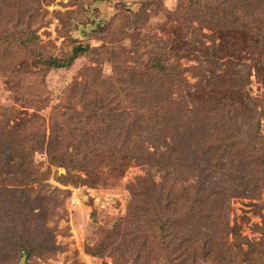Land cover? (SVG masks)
Here are the masks:
<instances>
[{
  "label": "rangeland",
  "instance_id": "rangeland-1",
  "mask_svg": "<svg viewBox=\"0 0 264 264\" xmlns=\"http://www.w3.org/2000/svg\"><path fill=\"white\" fill-rule=\"evenodd\" d=\"M222 1L228 2L217 8L209 0L200 7L192 0H0V188L14 189L0 192L5 201L0 208L20 200L27 218L24 230L16 229L24 235L13 240L3 236L6 225L0 220V258L17 251L19 238L25 264L179 262L157 246L142 245L146 235L157 233L146 225L152 215L143 225H125L128 186L146 175L151 156L142 150L133 156L117 152L124 137H113L111 130L122 127L115 114L108 118L105 107L121 100L129 112L122 124L132 125L135 101L144 107L133 94L160 93L163 105L177 115L157 156L173 152L176 158V141L183 138L187 159L196 161L200 149L208 156L215 144L202 143L196 130L203 125L217 132L220 111L232 113L230 119L238 118L248 131L255 127L254 113H262L258 130L264 135V0H242L244 7L236 12L226 8L232 0ZM78 45L90 50L70 61ZM50 58L70 63L56 70L42 67ZM155 65L165 71L156 73ZM167 76L183 82L169 86ZM102 81L111 87L107 95ZM76 113L66 119L75 129L62 130L56 140L59 125ZM107 129L105 141L96 137ZM52 139L60 143L57 148L62 145L60 161L53 157ZM224 156L214 157L211 180L224 179L215 192L221 202L227 198L226 219L234 228L226 254L233 264H264V186L242 154L232 164ZM25 170L37 172L35 181L14 185L12 177ZM244 172L253 177L247 190L234 183ZM154 179L160 181L158 172ZM210 228L211 238L220 236L214 225ZM200 233L198 238L204 237ZM193 262L218 264L202 254Z\"/></svg>",
  "mask_w": 264,
  "mask_h": 264
},
{
  "label": "trees",
  "instance_id": "trees-1",
  "mask_svg": "<svg viewBox=\"0 0 264 264\" xmlns=\"http://www.w3.org/2000/svg\"><path fill=\"white\" fill-rule=\"evenodd\" d=\"M192 1L196 6L200 7V5H203V0ZM209 2L210 5L214 3L218 8L225 5L228 1L209 0ZM242 2V0H232L230 4L226 5V8L232 12L242 10L244 7ZM89 50L87 46H75L72 49L70 61L84 55ZM65 61L66 59L50 58L42 61L41 64L43 65L42 67L46 65L49 69L56 70L64 68L70 63V61L68 63H65ZM153 64L155 63L153 62ZM113 67L115 74L119 73L114 64ZM154 68L156 69H154L156 73H159L157 71H165L163 66L155 65ZM131 70L132 69H130V71ZM126 71L129 72L128 70ZM134 71L135 70H133L132 73ZM122 73L124 74L125 71ZM120 76H122V74ZM114 80L116 82L117 80H121V78L118 79V77H115ZM182 82L183 80L177 76H170L169 80L167 76L166 79V84L169 86H177L179 83L182 84ZM106 84L108 85L109 82H101V85ZM107 85L104 89H107ZM110 88L111 87L108 86L105 95L110 93ZM133 95L135 100L136 96H138L139 102H143L144 107H140V104L137 105L135 101V109L138 114L132 125L122 124L123 117L128 115L129 112L122 107L121 100L120 104L115 102L105 107V113L108 118H111V116L115 114L118 120V126L121 125L120 127L123 128V132L121 128V130H118V133H113L114 128L111 130L113 137L120 138L122 134L124 137L122 141L118 142L119 151L117 152H122L123 150L133 156L135 153L141 152L142 150L151 156L145 169L146 175L144 177H137L136 181L130 183L128 186V190L131 194V201L129 203L125 225L127 227H135L138 224L143 225V223L146 222L143 218L145 217L146 220H148L150 215H152V219L147 221L146 225L149 228H154L152 231L156 230L157 233L150 236L146 235L148 238L142 242V245L149 250L157 246L161 251H165L169 255L174 254L175 259L173 260L176 261L178 259L179 261L175 264H194L193 259L201 254L202 256L206 255L207 257L216 258L218 264H233L231 259H234V257L226 254V250L230 249V247L228 248L227 246L228 241H226V239L232 234L234 228L232 229L228 226L229 222L226 219V213L229 212V208L227 209V198L223 199L221 202L218 198V194L215 192L217 184L224 185V179L217 177L215 180H211L215 175L213 161L216 155L221 154L222 157L225 155L223 159L225 162L229 160V163L232 164V162H234V156L242 154L249 160L251 164L250 168L256 170V180L264 186V135L258 130L259 117L262 113H254L255 120H253V123L255 127L252 128V131H248L240 124L238 118L234 120H232V118L230 119L232 113L220 111L218 114V117H220L215 123V125H219L216 126L218 129L217 132L203 125L196 130L198 139L202 141V143L204 141L214 142L215 145L213 148L216 149H211L208 156L206 155L208 150L203 151L200 149L197 153L200 156L196 158V161H192L191 159H187L185 155H182L183 151L181 149L185 147V143H183L185 140L184 138L176 141V158L171 156L174 155L173 152H171V155L168 153L166 154V152L160 153L159 156L156 155V153L159 152V147L167 144L165 143L166 131L173 133L172 127H175L173 126V121L176 120L173 115H177V113L171 110L169 111L166 105H163L160 93L151 94L149 92V95ZM103 96H101L100 99L102 104L106 99V97ZM77 115L78 113L69 115L65 118L63 123L59 125V129H57L55 135H53L56 137V140L59 139V135L65 134L62 130L70 132L72 129H75L73 126V128H69L72 124L67 122L66 119L72 116L77 117ZM204 117L208 120L207 116ZM166 119H169L171 123L164 126ZM150 122L152 126H148ZM222 122H225L226 125L224 126V124H221ZM110 126L113 125L110 124ZM125 127L128 128L124 131ZM108 132H110V129L98 132L96 137L100 136L99 138H101L102 141L106 139V134H108ZM143 133L146 134L145 140L141 139ZM188 138H190V136L187 135V139ZM145 142L154 145L155 153L147 148ZM51 143L54 144V147L52 146L53 157H56V159L60 161L63 157L62 145L57 148L60 143H57L53 139ZM233 143L237 146L235 152L230 151L231 144L234 146ZM31 146L37 147L32 144ZM157 172L160 174L159 182H156L154 179V174ZM36 175L37 172L33 170H25L19 177L16 178L13 176L12 178L16 183L14 185H17L21 181L34 182ZM251 180H253V177H249V172H244L239 178V181L234 183H238L237 188L240 187L247 190ZM10 182L14 183L9 180V183ZM0 192L11 194V192H14V189H9L7 186H4L0 188ZM250 197L253 198L255 195H251ZM4 202L2 198L0 204ZM208 205H212L213 209L207 208ZM7 206L8 208L5 211L0 208V220L4 223L1 224V226L6 225V233L3 236H8V239L13 240L15 239L13 237L17 235H24V233H17L16 229L20 228L23 231L27 218H23L24 208H22L20 200H8ZM212 225L215 227L213 231L220 233V236L211 238L212 228L210 227ZM221 225L224 228L221 229ZM202 227H204L206 231L201 230ZM200 232L204 234V237L198 238L199 234H201ZM13 242H15V240ZM16 242L17 251L14 254H10V256L0 258V264H13L15 260L19 261L21 259L22 253L26 254L22 246L23 242H21V240L19 241V238L18 242ZM224 246H226V248L223 250ZM176 252H179V254H175ZM13 255L15 256L13 257ZM170 262L172 261L163 262L162 264H170Z\"/></svg>",
  "mask_w": 264,
  "mask_h": 264
},
{
  "label": "water",
  "instance_id": "water-1",
  "mask_svg": "<svg viewBox=\"0 0 264 264\" xmlns=\"http://www.w3.org/2000/svg\"><path fill=\"white\" fill-rule=\"evenodd\" d=\"M18 264H25V258L21 257V259L19 260Z\"/></svg>",
  "mask_w": 264,
  "mask_h": 264
}]
</instances>
